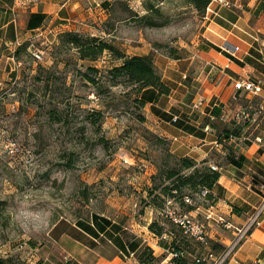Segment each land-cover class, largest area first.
<instances>
[{
  "label": "rangeland",
  "instance_id": "obj_1",
  "mask_svg": "<svg viewBox=\"0 0 264 264\" xmlns=\"http://www.w3.org/2000/svg\"><path fill=\"white\" fill-rule=\"evenodd\" d=\"M257 2L233 0V6L249 11ZM142 16L156 25L146 26ZM203 17L186 0H119L103 28L111 36L91 32L127 56L148 53L159 74L164 58L196 53ZM64 32H38L8 55L13 71L0 70V259L11 264H77L67 238H59L72 237L77 222H90L93 214L146 234L148 192L161 205L157 194L171 183L158 174L170 144L150 130L139 85L122 78L112 85L109 71L121 61L107 52L80 59ZM34 50L43 53L41 61ZM168 165L175 166L173 159ZM157 218L166 222L161 210Z\"/></svg>",
  "mask_w": 264,
  "mask_h": 264
},
{
  "label": "crops",
  "instance_id": "obj_2",
  "mask_svg": "<svg viewBox=\"0 0 264 264\" xmlns=\"http://www.w3.org/2000/svg\"><path fill=\"white\" fill-rule=\"evenodd\" d=\"M117 1L0 0V70L9 67L13 71L8 64L13 60L8 55L43 30L90 36L92 30H101L104 38L111 36L113 31L104 29ZM261 3L258 0L249 11L236 5L235 10L215 7V13L206 19L196 53L180 60L164 58L159 74L170 93L157 96L150 88L141 93L150 130L169 142L171 154L218 168L219 179L210 191L212 204L203 202L198 206L213 207L215 213L236 226L245 222L259 202L256 185L264 181V92L251 95L234 88V82L242 77L264 86V11L250 23L251 15ZM234 47L238 50L233 53ZM155 66L159 67L156 62ZM198 97L204 101L199 109H194L192 105ZM240 109L250 113L249 120H235ZM173 117L177 118L174 122ZM239 157L244 160L240 162ZM229 159L240 165L230 164ZM146 211L150 217L143 223V229L138 224L142 220L133 221V226L145 231L144 235L131 231L122 221L112 220L120 225V232L94 238L74 226L72 237L64 235L59 240L67 238L77 264H140L137 256L144 246L152 250L156 264H165L170 257L160 246V240L169 242L171 236L164 232L157 237L150 232L148 227L159 221L160 211L151 206H146L145 214ZM188 213L198 216L194 209ZM207 231L209 240L219 247H225L233 237L231 232L215 225H210ZM126 236L137 248L129 250ZM227 264H264V219Z\"/></svg>",
  "mask_w": 264,
  "mask_h": 264
},
{
  "label": "trees",
  "instance_id": "obj_3",
  "mask_svg": "<svg viewBox=\"0 0 264 264\" xmlns=\"http://www.w3.org/2000/svg\"><path fill=\"white\" fill-rule=\"evenodd\" d=\"M197 12L205 15L206 8L210 5L212 0H186ZM144 21L146 26L154 27L156 24L147 16L139 18ZM64 42L70 44L76 48L79 53L80 59L95 61L105 52L109 53L115 60L121 61L119 65L114 66L109 71L110 78L113 80L112 85H117L116 80L118 78L124 79V81L131 85H139V101L144 106L145 99L141 96L142 90L150 88L157 92V96L168 95L170 88L165 85L157 74L154 67L153 58L150 55L143 56H127L118 48L103 41L102 38L96 36H82L79 32L65 31L63 33ZM19 47H22L20 45ZM155 139L159 143H163V140L158 136ZM164 167L158 170L160 177H163L165 181H171L170 185L164 187L161 194H157L160 197L161 205L155 202V199L151 197L152 188L148 192V198L150 199L146 206H151L157 210H162L163 204L167 198H173L182 207L185 212H190L194 209L192 206H188L184 203V190L188 189L192 192L198 193L201 190L208 191L206 201L212 204V196L210 195L211 189L214 187L219 179V173L213 172L205 162L197 163L191 158L184 157L178 158L171 154L170 150H165ZM175 163L174 167H168L169 160ZM243 157H239V161L242 162ZM230 164L239 166L240 163L232 159H229ZM153 221L148 229L157 237H161L164 232L171 236L169 242L160 240V246L166 250H173L179 253V257L174 258L172 261L174 264H191L194 258L197 257L203 249V246L195 242L191 238L185 236L182 231L177 228L170 221L164 219ZM76 226L87 233L88 235L98 238L100 234L117 233L121 231L120 225L113 223L111 219L93 214L90 217V222H77ZM109 230L111 232H109ZM123 234L126 235L125 232ZM126 245L129 250L137 248V244L129 243L127 236L125 237ZM210 248L214 251H220L224 247H219L216 244L209 242ZM137 260L140 264H156L157 259L153 256L152 250L144 246L141 248ZM0 264H11L8 260L0 259Z\"/></svg>",
  "mask_w": 264,
  "mask_h": 264
},
{
  "label": "built area",
  "instance_id": "obj_4",
  "mask_svg": "<svg viewBox=\"0 0 264 264\" xmlns=\"http://www.w3.org/2000/svg\"><path fill=\"white\" fill-rule=\"evenodd\" d=\"M215 7L230 9L233 7V0H212L210 5L206 8L203 17L205 20L215 13ZM237 50L238 48L234 47L232 52L234 53ZM31 55L36 61H41L43 57V53L38 50L32 51ZM234 88L237 91H244L251 95H259L264 92V86L261 82H254L246 77L237 79L234 82ZM203 101V98L198 97L192 105L193 108L199 109ZM172 119L173 122L177 120L176 117ZM249 119L250 113L245 109H240L235 114V120L238 122H245ZM209 168L213 172L218 171L216 166L210 165ZM256 190L259 196V202L253 207L245 222L240 226L234 225L225 216L215 213L211 206L201 209V207L189 197H184V203L194 207V210L198 212V216H192L188 212H185L173 198H167L165 200L161 210L163 218L179 228L185 236L203 246L202 252L194 258L191 264H227L234 258L241 245L246 241L252 231L261 225L264 219V181L256 185ZM208 194V191L201 190L198 196L210 204L206 201V196ZM210 225L218 226L233 234L229 243L220 251H214L210 248V240L207 234ZM166 252L170 258L165 264H174L172 260L179 257V253L173 250H166Z\"/></svg>",
  "mask_w": 264,
  "mask_h": 264
}]
</instances>
